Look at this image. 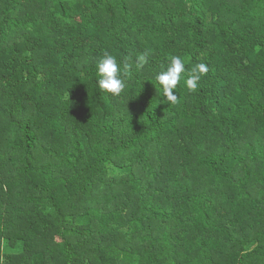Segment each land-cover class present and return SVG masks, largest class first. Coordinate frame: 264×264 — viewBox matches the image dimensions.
<instances>
[{
	"label": "trees",
	"instance_id": "obj_1",
	"mask_svg": "<svg viewBox=\"0 0 264 264\" xmlns=\"http://www.w3.org/2000/svg\"><path fill=\"white\" fill-rule=\"evenodd\" d=\"M0 264H264V0H0Z\"/></svg>",
	"mask_w": 264,
	"mask_h": 264
},
{
	"label": "clouds",
	"instance_id": "obj_2",
	"mask_svg": "<svg viewBox=\"0 0 264 264\" xmlns=\"http://www.w3.org/2000/svg\"><path fill=\"white\" fill-rule=\"evenodd\" d=\"M130 59L131 57H129ZM169 61L170 63L166 70H162L159 73L157 80L163 88L167 102L171 106L178 107L180 105V97L175 92H177L181 81L187 78L188 89L195 93L199 89L200 81L208 75L210 68L204 63H199L189 70L180 56H169ZM148 62V54H140L135 64L136 70L138 72L142 71ZM132 67L131 63L126 62L122 69L116 56L105 51L103 58L98 64V71L101 77L98 82L99 88L114 97H121L128 86L125 77L132 74ZM161 67L162 69L164 68L163 65ZM66 98L71 99L70 93H68Z\"/></svg>",
	"mask_w": 264,
	"mask_h": 264
}]
</instances>
